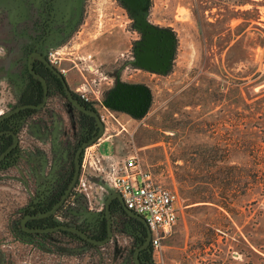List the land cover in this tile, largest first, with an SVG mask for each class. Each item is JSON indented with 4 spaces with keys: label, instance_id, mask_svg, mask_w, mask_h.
Here are the masks:
<instances>
[{
    "label": "rangeland",
    "instance_id": "1",
    "mask_svg": "<svg viewBox=\"0 0 264 264\" xmlns=\"http://www.w3.org/2000/svg\"><path fill=\"white\" fill-rule=\"evenodd\" d=\"M74 2L72 23L67 13L53 11V4ZM141 24L169 33V59L159 69L139 68L131 58ZM263 44L264 0H0V114L20 101L32 50L52 53L51 64L68 69L70 83L100 101L114 77L144 82V113L100 109L99 141L106 140L92 149L117 160L137 155L156 183L176 192V223L150 264H264ZM43 156L26 164L25 173L50 183L59 165ZM23 187L11 163L0 169V264H95L100 258L109 264L115 257L130 264L136 233L118 212L110 241L100 248L75 252L51 237L23 238L16 227L28 195ZM106 193L89 207L65 202L52 219L68 218L60 214L76 204L92 222L101 217ZM217 199L229 210L214 204Z\"/></svg>",
    "mask_w": 264,
    "mask_h": 264
},
{
    "label": "flooded vegetation",
    "instance_id": "2",
    "mask_svg": "<svg viewBox=\"0 0 264 264\" xmlns=\"http://www.w3.org/2000/svg\"><path fill=\"white\" fill-rule=\"evenodd\" d=\"M162 31L166 34L167 41L169 43V39H170L169 33L164 30ZM146 37H147V33L144 30L142 38L139 41H135L134 44L131 46L132 47L131 48L132 50L131 58L135 62V65H137L139 68L159 69L169 59V46L166 48L165 58L162 61H161V58L160 59L157 58L156 65H152V66L147 65L145 63L140 62V55L142 54L141 47H142L143 42L146 40ZM32 52H37L42 55V53L36 50L30 51L28 54ZM27 56H26V61H27ZM43 57L48 61L49 64H51V61L49 60L48 55H44ZM33 58H36V57H32V59ZM31 64H32V60H31ZM33 65H32V70L34 68L33 71L35 75L29 72V70L27 69L26 62H25V67L27 71L29 72V74L32 75V77L36 78L40 82V84H41V81L37 77V75H40L43 79L44 77L42 75H45L48 81H50L49 77L51 76L58 79L56 75L46 65H44L43 62L39 60L38 58H36V60L33 62ZM51 65L63 76V73L65 71L58 70L56 67H54L53 64ZM139 68H137L136 70H139ZM127 80L128 79H126L125 81L119 82V81H116L114 77L111 85L107 87L104 93V98L102 99L101 103L108 109L114 110L116 112L125 113L131 116H137V115L144 113L145 109L148 106L149 90L147 86L144 84V82L142 81H136V80L127 81ZM45 83H46V80H45ZM23 88L25 89L26 85H23L21 92H23ZM46 88H47L46 96L43 102H42V93H41V98L38 103L33 104V103H26V102L18 101L16 105L12 106L7 111L17 106H20V105H24V104L38 105L40 102H42V105L40 107L21 108L3 117L0 120V154L3 153V151L6 148H8L15 139V143L13 144V146L0 159V169L6 168V166L10 165L11 163L12 166L18 171L19 175L23 178V181H24L23 190L28 193L26 198L22 201V204H28L29 206L25 209V211H23V213H21V218L19 219L18 226H17V229H18L17 231L22 237L24 236L23 238L33 236V234L36 232H30V231L23 230L20 225V220L22 219V217L27 216V215H37V214L44 213V212L35 213L34 209L32 208V205L36 204L37 202H40L41 200L45 198L46 193L49 189V185H50V183H41L40 181H36V179H29L28 172L25 173L24 166L26 164L28 165L31 161H35L36 157L38 159H43L45 161L46 157H44L43 154L47 152V154H51L52 156L56 158L60 168L61 166H67L68 169H72V174H73L74 155H75L76 150L83 143L90 140L97 132V122L95 121L93 117L88 115L89 117L93 119L95 127H96V131L93 135H91L90 138L83 139L81 136L82 135V121L81 119L79 120V118L76 117V111L78 110L71 105V103L69 102L68 98L66 97L64 93L63 88H62L61 93H58L55 89H53V86L50 83L48 85L46 83ZM69 90L71 91L72 97L75 98L81 105L85 106L88 109L94 110L98 114L95 107H93L91 104L85 103L82 100H80L79 96L74 92V90H71V89ZM41 92H42V84H41ZM144 93H145V96L143 95ZM47 101H52V102L54 101L56 104V105H53L55 109L52 107H49L47 105ZM24 109H30L32 112H28L25 115L18 116V113ZM2 114L3 113H1L0 115ZM103 130H104V125H103ZM93 142H91L90 144H92ZM90 144H87L81 147L80 149L79 157H78V163H79L78 177L80 174V164H81L83 149ZM40 167L42 166L38 165V168ZM22 169H24V171H22ZM34 170L35 169L33 167V171ZM62 170H65V168H62ZM27 171H31V168L28 169ZM34 174H35V171H34ZM78 177L75 182V185L71 189L70 193L68 194L64 202L68 198L73 197L77 199L80 204L82 203V201L80 200V197H81L80 194L78 192H75ZM35 181H36V184H35ZM28 190L30 191L28 192ZM103 204H104V201H103ZM115 210L119 212L120 217H122L121 213L126 215V213L124 212V210L122 209L119 203ZM103 213H104V207H103ZM54 214L56 215V212H54L53 214L47 217H42L38 219L48 218L52 220V218L54 217ZM112 214L113 216L111 217V235L113 233L112 229L114 228V217H115V214L114 213ZM35 220L37 219L35 218L27 219L24 222V226L29 229L48 227L46 225H40V226L36 225L34 222ZM138 222L143 227V235L141 237L140 243L136 245L135 249L139 247L146 239V229L143 223H141L140 221ZM58 223L60 222L59 221L56 222V224ZM68 225H71V224H68ZM105 228H106V225H105ZM136 235L137 237H139L138 232L136 233ZM149 237H150V234H149ZM110 238L102 245L109 242ZM93 245H96V244H93ZM81 247L82 249H84V246H81ZM85 249H88V248H85ZM147 249H150V254H151L149 240H148V244L146 245V247L141 248L138 251L137 258L138 256H141V253L143 251H146ZM132 254H131V257H129L130 258L129 261L133 264Z\"/></svg>",
    "mask_w": 264,
    "mask_h": 264
},
{
    "label": "built area",
    "instance_id": "3",
    "mask_svg": "<svg viewBox=\"0 0 264 264\" xmlns=\"http://www.w3.org/2000/svg\"><path fill=\"white\" fill-rule=\"evenodd\" d=\"M262 49L264 54V44ZM51 56L53 54L48 53L49 60L52 62ZM74 91L80 100L96 108L104 125L105 116L100 109L107 110L108 108L101 103L96 95L89 96L83 86L75 88ZM98 140L99 138L83 149L80 170H90L99 174L109 186L110 191L120 195L124 206L143 218L150 234L151 253L158 252L161 249L162 241L171 232L177 220L176 192L156 183L152 179L150 171L139 165L137 155L130 154L117 160L111 155L97 153L96 148L92 149V146L96 145ZM79 194L81 205H86V198L81 192ZM69 201L79 202L73 197L68 198L65 202ZM66 214H69V217L59 220L60 223L73 225V222L80 223L87 219L85 212L79 210V205L76 206V204L69 213L63 212L60 215L64 217Z\"/></svg>",
    "mask_w": 264,
    "mask_h": 264
},
{
    "label": "trees",
    "instance_id": "4",
    "mask_svg": "<svg viewBox=\"0 0 264 264\" xmlns=\"http://www.w3.org/2000/svg\"><path fill=\"white\" fill-rule=\"evenodd\" d=\"M33 67H34V65H33ZM33 70H34V68H33ZM23 74L27 80V83L24 84V85H26V88L25 89L23 88V92H21V94H20V98H19L20 102L22 101V102L33 103V104L38 103L40 101L41 93H42L40 82L36 78L32 77V75L29 74L26 67H24ZM42 76L46 80L47 85L50 83V84H52L53 89H55L58 93L62 92V85H61V82L59 79H56L55 77L51 76V77H49L50 81H48V79L45 75H42ZM28 112H32V111L30 109H24L18 113V116L25 115ZM76 117L79 118V120L81 119V121H82V135H81L82 138L83 139L90 138L91 135H93L96 131V127H95L93 119L91 117H89L88 115L80 113L79 111H76ZM62 168H65V170H62ZM55 175H56V178L53 179L52 182H50L49 189L46 193L45 198L43 200H41L40 202H37L36 204L32 205V208L34 209L35 213L45 212V211L49 210L56 203V201L62 195V193L64 192L68 183L70 182V179L72 176V169H68L67 166H61V168L59 166L58 169L56 170ZM215 196L219 197L220 195L216 194ZM221 198H223V197H221ZM214 204L225 209L226 211L229 210L227 207V202H223L222 199H217L214 202ZM117 205H118V203L115 199L110 202L111 217L113 216L112 213L116 214L118 212L115 210L117 208ZM28 206H29L28 204H23L21 213H23V211H25V209ZM63 206H64V203L56 211V214H58L60 212V210ZM21 213L18 214L19 219L21 218ZM121 216L123 219H125L127 225H129L132 228V231H135V233L138 232V235H139V237H137V235L134 234L131 237V244L129 247V252H128V255L126 256L128 258V260H130L129 257H131L133 250L135 249L136 245L138 243H140V241H141V237L143 235V227L141 226V224L136 219L131 218V217H129L125 214H122V213H121ZM19 219H18V221H19ZM85 220L86 219H84V222H80V223L73 222V225L78 227L83 232H85L91 238L100 240V239H103L105 237L106 228H105V219H104V213L103 212L101 213V217H99L98 219H94L92 222L91 221L85 222ZM34 222L38 226L46 225L48 227L49 226L51 227V226L56 225L55 220H53V219L51 220L48 218L37 219ZM17 226H18V223H17L16 227ZM112 230H114V228ZM33 236L51 237V239H53L54 242H58V241H59V243L64 242V244H66L72 251H75V252H82V250H84L85 248H96V247L100 248L103 246V245L99 246V245L90 244V243L86 242L85 240L81 239L76 234H73V233L65 231V230H56V231L46 232V233H34ZM81 246H84V249H82ZM149 257H150V249H147L146 251H143L141 253V256H138V260L141 264H150ZM127 258L125 259L126 262H127ZM102 259L103 258H100L95 264H104V260H102ZM109 264H119V263L116 262V257H115V259L113 261H111V260L109 261ZM123 264H125V261H123ZM130 264H132V263L130 262Z\"/></svg>",
    "mask_w": 264,
    "mask_h": 264
},
{
    "label": "water",
    "instance_id": "5",
    "mask_svg": "<svg viewBox=\"0 0 264 264\" xmlns=\"http://www.w3.org/2000/svg\"><path fill=\"white\" fill-rule=\"evenodd\" d=\"M141 27L143 30L146 31L147 37H146V40L143 42L142 47H141L142 54L140 55V62L145 63V64L150 65V66L156 65L157 58H159V59L161 58V61L165 58L166 48L169 46V43L167 41V36L163 31H161V30L159 31L153 26L141 24ZM32 57H36L39 60H41L43 62V64L46 65L56 75V77L61 82V85H62V88L64 90L66 97L68 98L69 102L71 103V105L74 108H76L78 111L82 112L83 114L89 115L95 119V121L97 122V132L90 140L83 143L76 150L75 155H74L73 174H72L70 182L68 183V186L66 187V189L63 192V194L61 195V197L56 201V203L48 211H46L42 214L27 215V216L22 217V219L20 220V225H21L22 229L25 231L36 232V233H46V232H52V231H56V230H65V231L71 232L73 234H76L81 239H83L87 242H90V243L96 244V245H102L111 236L110 202H111V200L116 199L118 201V203L121 205V207L124 210V212L126 213V215L140 221L141 223H143V225L146 229V239L144 240V242L139 247H137L133 251V254H132L133 264H140L138 261V258H137V253L141 248L146 247V245L148 244L149 231L145 225L143 218L139 215L134 214L129 209H127L124 206L123 201L120 198V195L116 192H111L110 194L107 195V197L104 200L103 207H104V219H105V225H106V234H105V237L103 239L97 240V239L91 238L85 232L80 230L78 227H76L74 225H68L65 223H58L54 226L47 227V228L29 229V228H26L24 226V222L27 219H29V218L38 219V218H42V217H47V216L53 214L54 212H56V210L63 204L64 200L67 198L71 189L75 185V182H76L77 177H78V173H79L78 157H79V152H80L81 147H83L87 144H90L91 142L96 140L98 137H100V135L103 133V123L100 120L98 114L94 110L88 109L85 106L81 105L75 98L72 97L71 91L69 90V88H68L63 76L61 75V73H59L55 68H53L52 65L49 64L48 61L41 54H39L37 52H32V53L28 54L26 65H27V69L29 70V72L31 74L35 75L34 71L32 70V64H31ZM37 77L40 79L41 84H42V102H43L45 100L46 90H47L46 83H45V80L40 75H37ZM143 95L145 96V93ZM42 102H40L38 105L24 104V105L17 106L15 108L3 113L2 115H0V120L3 117L17 111L18 109H21V108L40 107L42 105ZM14 143H15V139H14L13 143L8 148H6L3 151V153L0 154V159L4 156V154H6L10 150V148L13 146Z\"/></svg>",
    "mask_w": 264,
    "mask_h": 264
},
{
    "label": "crops",
    "instance_id": "6",
    "mask_svg": "<svg viewBox=\"0 0 264 264\" xmlns=\"http://www.w3.org/2000/svg\"><path fill=\"white\" fill-rule=\"evenodd\" d=\"M78 8L79 7H78L76 2L69 4V5L63 4V3L53 4V11L54 12L67 13L68 15L65 16V18H67L70 15V17H68V18H70V23H72L73 14L78 11ZM65 18H64V21H65ZM59 26L61 28H64L62 26V24H59ZM61 28H59V29H61ZM77 34H80V30L77 31ZM76 37H78V35H76ZM66 64H67V62H66ZM68 71L69 70L67 69L66 73L65 72L63 73V77L65 79V82H66L68 88L71 90H75L76 86L72 85L68 79V73H69ZM99 140H98L96 146H99V144L106 139H102L101 141H99ZM96 151H97V153H100L98 151V149H96ZM111 153H100V154L111 155ZM80 171H81V176L79 175L80 176L79 180L81 182V187L79 186V188H80L79 192H81L82 195L87 199L86 201H87L88 207H89V205H91L92 200L94 199L95 195L98 196L99 194L101 195L102 192L107 191L106 196H105V198H106L107 195L111 193L109 186L104 182V180L102 179V177L99 174H96L90 170H87V171L80 170ZM89 172L92 173L94 180H93V177L90 176Z\"/></svg>",
    "mask_w": 264,
    "mask_h": 264
}]
</instances>
